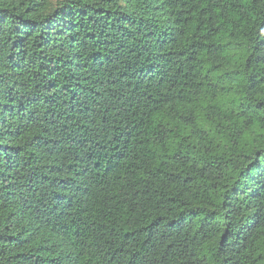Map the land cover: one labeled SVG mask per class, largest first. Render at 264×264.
Returning a JSON list of instances; mask_svg holds the SVG:
<instances>
[{"label":"trees","instance_id":"1","mask_svg":"<svg viewBox=\"0 0 264 264\" xmlns=\"http://www.w3.org/2000/svg\"><path fill=\"white\" fill-rule=\"evenodd\" d=\"M0 264H264V0H0Z\"/></svg>","mask_w":264,"mask_h":264}]
</instances>
